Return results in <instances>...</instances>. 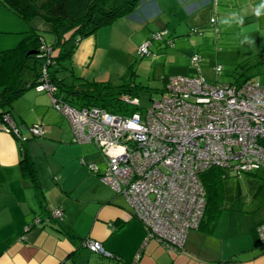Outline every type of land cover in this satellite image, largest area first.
<instances>
[{
    "label": "crops",
    "instance_id": "0c3cea01",
    "mask_svg": "<svg viewBox=\"0 0 264 264\" xmlns=\"http://www.w3.org/2000/svg\"><path fill=\"white\" fill-rule=\"evenodd\" d=\"M200 4L219 9L214 23H225L233 17L254 36L264 31V0H140L133 13L81 40L73 55V67L77 64L74 70L82 72L91 65L101 45L107 56L104 68L118 66L121 71L122 59L137 55L145 39L130 43L149 21L163 15L177 17L184 5L192 11ZM28 29L25 21L0 2V52L16 46ZM259 45L264 50V40ZM98 72L90 68L82 76L96 79ZM101 75L96 80H111L109 74ZM12 114L22 135L29 137V152L44 197L40 202L32 182L24 177L21 141L3 130L0 119V264H131L138 254L139 264H264V246L256 233L264 218L253 224L249 237L240 240L234 233L214 243L210 238L215 236L220 217L212 231L191 229L184 248L170 251L157 239H147L145 226L133 215L124 196L91 169L97 155L85 144L73 142L70 123L55 110L47 91L27 90L13 104ZM35 123L44 125L43 137H33L26 131V126ZM99 156L103 159L100 151ZM100 171L103 173L104 168ZM57 207L64 210L62 220L36 222L40 215L46 216ZM90 238L101 241L107 251L121 259L83 246ZM75 251L76 255L69 258Z\"/></svg>",
    "mask_w": 264,
    "mask_h": 264
},
{
    "label": "built area",
    "instance_id": "2783aa9c",
    "mask_svg": "<svg viewBox=\"0 0 264 264\" xmlns=\"http://www.w3.org/2000/svg\"><path fill=\"white\" fill-rule=\"evenodd\" d=\"M167 34L166 29L158 31L139 46L137 54L149 55L153 39ZM202 61L200 54L194 55L197 72L171 77L164 93L144 113L121 115L52 99L68 117L73 141L93 143L101 152L106 169L101 173L96 163L91 169L126 198L133 215L145 225L147 239H157L170 251H181L189 231L198 229L204 217V172L213 167L239 175L264 172V83L211 82L202 72ZM222 71L221 65L216 67L218 75ZM131 103L140 101L135 98ZM2 128L27 139L10 114L4 116ZM29 130L36 136L44 133L40 124ZM52 216L63 219L64 210L57 207ZM257 232L264 246V221ZM85 243L97 253L112 256L99 240L90 238ZM131 264H139V254Z\"/></svg>",
    "mask_w": 264,
    "mask_h": 264
},
{
    "label": "trees",
    "instance_id": "16d2710c",
    "mask_svg": "<svg viewBox=\"0 0 264 264\" xmlns=\"http://www.w3.org/2000/svg\"><path fill=\"white\" fill-rule=\"evenodd\" d=\"M0 2L29 24L30 27L16 46L0 52V86L2 87L0 92V119L2 123L4 116L7 114L14 118L12 114L13 104L27 90L34 87L39 91H47L52 99H58L61 103L63 102L76 108L99 106L121 115H129L138 111L140 103L134 104L131 101L135 98L139 99L141 91L150 92V90H153L150 86L135 81L136 71L132 65H130L128 70L131 80L114 83L111 80L85 79L78 76L74 68L67 64V61L73 58L81 40L97 34L102 28L111 26L118 19L133 13L137 9L140 0H0ZM37 17L44 19L50 24V30L55 35V42L52 45L47 43L44 35L40 33L34 24L32 25L33 20ZM32 58L35 59L36 72L30 79L29 84L24 85L23 71ZM263 65L264 59H258L251 64L249 69ZM62 72H65L66 76L62 77ZM247 80L251 79L241 80L238 78L235 82L230 83L240 84ZM46 83L51 87L39 88L40 85ZM165 89V87L159 89L161 95ZM154 91H157V89H154ZM53 106L56 107L55 103H53ZM35 124L26 126V129ZM17 125L19 127L18 123ZM42 126L44 128L43 135L36 136L32 133L33 137L38 138L45 135L46 130L44 125ZM12 134L16 136L14 133ZM26 137L27 139L25 140L17 137L21 141L22 157L20 165L24 177L32 182L36 198L42 202L44 192L40 185V177L35 162L29 152L27 143L29 137ZM223 170L219 167H213L202 175V180L207 190V205L198 229L212 231L222 215L224 209L222 182L226 176ZM250 173L256 175L258 172ZM262 187L263 184H259L257 193L261 191ZM237 197H241V189ZM52 211H48L46 216L40 215L38 217L40 222H38L53 221ZM256 233H258L257 230ZM85 242L83 246L89 248ZM76 252L71 253L69 258L72 259ZM107 257L121 259L114 253H112V256Z\"/></svg>",
    "mask_w": 264,
    "mask_h": 264
},
{
    "label": "rangeland",
    "instance_id": "374dc122",
    "mask_svg": "<svg viewBox=\"0 0 264 264\" xmlns=\"http://www.w3.org/2000/svg\"><path fill=\"white\" fill-rule=\"evenodd\" d=\"M218 10L213 5L200 4L192 11H188L184 5L178 10L177 17L163 15L157 21H149L144 31L133 37L130 44L138 42L140 38L143 40L152 39L158 31L168 30V34L162 39H153L149 55L141 57L137 54L124 57L121 63L122 70L120 71L116 66L113 67L114 69L107 68L110 71L108 73L103 64L107 56L103 55L104 49L100 45L96 58H92L93 63L86 66L82 72L77 70L75 72L78 76L83 77V72L86 69L94 68L96 72L99 71L96 79H100L101 74L106 76L109 74L108 78L114 83H121L124 80H131L128 70L132 65L136 71L135 81L153 89L150 92L141 91L139 95L140 107L138 110L143 113L151 106L153 98L161 96L159 89L166 87L171 77L190 76L197 72V68L192 63V57L196 54L203 57L202 72L211 82H235L238 78L241 80L249 78L261 80L264 83V65L249 69L255 61L264 59V50L260 49L259 45L264 40V31L262 34L254 36L250 32L244 31V28L240 27L233 17L225 23H212L211 17L217 18ZM215 12L217 13L215 14ZM33 23L44 35L45 41L52 45L55 42V35L50 30V24L40 17L34 19ZM73 62L74 58L68 60L67 64L73 67ZM35 64V59L32 58L25 66L24 85L29 84L36 72ZM219 65L223 68L221 75L216 72V67ZM76 66L77 64L74 63V67ZM65 72L61 73L62 77L66 76ZM83 78L95 79V77L88 78L86 76ZM55 110L61 112L65 116L66 122L70 123L68 117L61 110L56 107ZM26 131L32 135L29 129ZM84 144L97 155L96 163L105 170L106 165L99 156L98 147L93 143ZM223 173L226 175L222 182L224 209L215 230V236L210 238L214 243L218 242L219 238L226 235L232 236L234 233H237L240 240H243L250 236L249 230L253 224L264 218L263 170H260L256 175L244 172L239 176L236 171L230 169H224ZM259 184H263V187L261 192L257 193ZM240 189L241 197H237Z\"/></svg>",
    "mask_w": 264,
    "mask_h": 264
},
{
    "label": "water",
    "instance_id": "95a60500",
    "mask_svg": "<svg viewBox=\"0 0 264 264\" xmlns=\"http://www.w3.org/2000/svg\"><path fill=\"white\" fill-rule=\"evenodd\" d=\"M37 52V51H36ZM32 53H35V52H32Z\"/></svg>",
    "mask_w": 264,
    "mask_h": 264
}]
</instances>
